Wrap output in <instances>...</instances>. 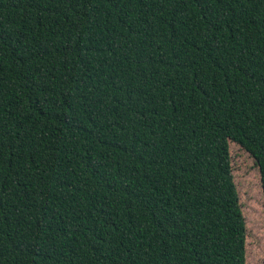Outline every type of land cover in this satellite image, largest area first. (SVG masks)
Wrapping results in <instances>:
<instances>
[{
  "label": "trees",
  "instance_id": "16d2710c",
  "mask_svg": "<svg viewBox=\"0 0 264 264\" xmlns=\"http://www.w3.org/2000/svg\"><path fill=\"white\" fill-rule=\"evenodd\" d=\"M230 142L264 0H0V264H246Z\"/></svg>",
  "mask_w": 264,
  "mask_h": 264
},
{
  "label": "rangeland",
  "instance_id": "374dc122",
  "mask_svg": "<svg viewBox=\"0 0 264 264\" xmlns=\"http://www.w3.org/2000/svg\"><path fill=\"white\" fill-rule=\"evenodd\" d=\"M233 180L246 225V264H264V198L259 168L252 155L229 144Z\"/></svg>",
  "mask_w": 264,
  "mask_h": 264
}]
</instances>
